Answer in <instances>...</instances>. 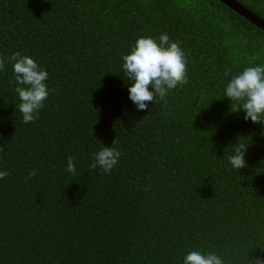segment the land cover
Wrapping results in <instances>:
<instances>
[{
    "label": "trees",
    "instance_id": "16d2710c",
    "mask_svg": "<svg viewBox=\"0 0 264 264\" xmlns=\"http://www.w3.org/2000/svg\"><path fill=\"white\" fill-rule=\"evenodd\" d=\"M236 1L264 20V0ZM162 32L185 54L186 83L138 111L121 57ZM17 51L49 73L29 123L15 108ZM0 60V264L264 257V129L224 97L233 75L264 64L262 28L220 0H0ZM113 140L117 164L90 168ZM236 142L249 144L239 170Z\"/></svg>",
    "mask_w": 264,
    "mask_h": 264
},
{
    "label": "clouds",
    "instance_id": "9594fccd",
    "mask_svg": "<svg viewBox=\"0 0 264 264\" xmlns=\"http://www.w3.org/2000/svg\"><path fill=\"white\" fill-rule=\"evenodd\" d=\"M14 74V91L19 98L15 106L21 113V122L29 123L37 118L49 95V73L30 55L13 52L7 57ZM121 69L128 79V98L138 111L149 107V103L165 102L170 90L186 83V59L183 50L172 43L166 32L158 37L139 36L130 51L121 57ZM3 60H0V65ZM227 75V73H226ZM224 97L236 102V110L243 111V119L259 123L264 129V64L247 66L233 75L224 87ZM111 145H103L93 153L90 168L99 167L108 173L118 162L121 151ZM227 155L233 169L246 165L248 145L234 143ZM65 170L75 174L76 164L72 156L67 157ZM34 175L35 171L30 172ZM9 175L7 169L0 168V179ZM264 251V249H261ZM182 264H225L215 251L190 250L183 256ZM248 264H264V257L253 255Z\"/></svg>",
    "mask_w": 264,
    "mask_h": 264
},
{
    "label": "water",
    "instance_id": "95a60500",
    "mask_svg": "<svg viewBox=\"0 0 264 264\" xmlns=\"http://www.w3.org/2000/svg\"><path fill=\"white\" fill-rule=\"evenodd\" d=\"M230 6L232 9H234L236 12L241 14L243 17L248 19L253 24L257 25L258 27L262 28L264 30V20L261 19L258 15L247 9L245 6H243L241 3H239L236 0H220Z\"/></svg>",
    "mask_w": 264,
    "mask_h": 264
}]
</instances>
